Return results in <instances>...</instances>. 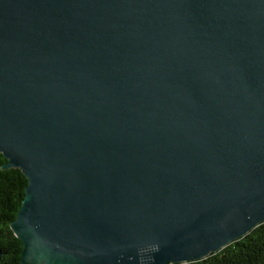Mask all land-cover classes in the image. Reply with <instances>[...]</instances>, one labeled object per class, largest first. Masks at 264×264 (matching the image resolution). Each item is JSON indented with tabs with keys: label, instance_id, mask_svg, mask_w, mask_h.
<instances>
[{
	"label": "water",
	"instance_id": "95a60500",
	"mask_svg": "<svg viewBox=\"0 0 264 264\" xmlns=\"http://www.w3.org/2000/svg\"><path fill=\"white\" fill-rule=\"evenodd\" d=\"M0 154L28 181L22 264H183L251 234L264 0H0Z\"/></svg>",
	"mask_w": 264,
	"mask_h": 264
},
{
	"label": "trees",
	"instance_id": "16d2710c",
	"mask_svg": "<svg viewBox=\"0 0 264 264\" xmlns=\"http://www.w3.org/2000/svg\"><path fill=\"white\" fill-rule=\"evenodd\" d=\"M6 163L0 154V264H22L24 247L12 231V223L22 207L28 181L21 170L5 169ZM183 264H264V222L207 259Z\"/></svg>",
	"mask_w": 264,
	"mask_h": 264
}]
</instances>
